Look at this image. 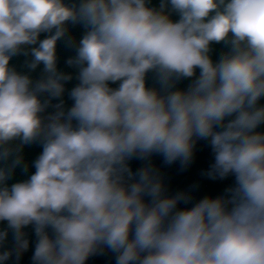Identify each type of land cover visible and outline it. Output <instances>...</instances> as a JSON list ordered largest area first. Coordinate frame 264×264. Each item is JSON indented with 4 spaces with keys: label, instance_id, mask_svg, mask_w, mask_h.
<instances>
[{
    "label": "clouds",
    "instance_id": "clouds-1",
    "mask_svg": "<svg viewBox=\"0 0 264 264\" xmlns=\"http://www.w3.org/2000/svg\"><path fill=\"white\" fill-rule=\"evenodd\" d=\"M70 24L85 29L78 41ZM59 41L75 50L70 107ZM213 43L227 49L216 61ZM18 55L43 65L38 79L10 65ZM261 98L264 0H0V246L8 230L15 244L0 264L27 251L29 225L33 264H85L104 249L116 264H264ZM198 140L214 154L204 175L235 183L180 209L192 196L167 195L151 157L186 167ZM33 143L35 172L9 186Z\"/></svg>",
    "mask_w": 264,
    "mask_h": 264
}]
</instances>
